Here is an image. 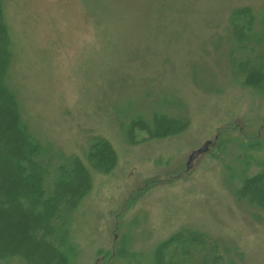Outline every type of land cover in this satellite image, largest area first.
I'll return each mask as SVG.
<instances>
[{
    "label": "rangeland",
    "instance_id": "374dc122",
    "mask_svg": "<svg viewBox=\"0 0 264 264\" xmlns=\"http://www.w3.org/2000/svg\"><path fill=\"white\" fill-rule=\"evenodd\" d=\"M2 1L25 121L53 163L87 169L65 236L42 234L65 253L16 249L37 264H264V204L249 198L264 176L242 191L264 170V74L248 83L236 64L255 33L264 54V0ZM93 142L111 153L91 160Z\"/></svg>",
    "mask_w": 264,
    "mask_h": 264
},
{
    "label": "trees",
    "instance_id": "16d2710c",
    "mask_svg": "<svg viewBox=\"0 0 264 264\" xmlns=\"http://www.w3.org/2000/svg\"><path fill=\"white\" fill-rule=\"evenodd\" d=\"M2 4L3 1L0 0V216H5L9 219L8 223L12 225L11 230L14 231V227L17 226L23 230L22 232H17V234L15 231V235H12L5 231L7 222L1 225L0 264H17L19 260L24 261L25 264H37V260L34 262V256H24L16 247L33 249L30 242L36 241L37 245H35L37 247L45 243L52 250V254L60 252L63 255L65 253V250L59 249L54 244V241L48 238V235L52 233L55 235L56 233V237H59L58 239L65 236L67 230L65 225L67 223L62 216V212H64L63 209L65 207L69 208V205H71L69 201L74 199L71 194L77 195V193H82V191L85 192L83 188L85 187L84 179L87 176V169L78 157L66 165L53 163L54 158L51 159L44 148L39 145V137L34 134L25 121L16 92L10 86L8 80V65L11 61L12 51L9 31L4 22ZM244 11L246 12V10ZM244 11H242V18L238 17V20L243 25V22H247L248 27L252 29L256 24L255 18L249 11L247 13ZM234 12V16H237V11ZM255 36L260 38L261 33H255L254 38L251 37L250 40H255L256 42ZM250 40L247 48L242 46L244 49L249 50L248 58L236 59L237 70L240 71V74H246L245 81L247 80L248 83L253 82L255 78L264 74V54L260 52L262 49L255 42L251 45ZM239 44L244 45L243 43ZM244 84L246 86L254 85L246 82ZM168 130H171V127ZM93 143L90 147L91 160H93L94 156L92 150L96 149L94 151L96 152L98 147L102 148L106 154L111 153V148L107 146V143L105 145L103 142L100 144L97 142ZM54 164H56L55 170L50 169ZM66 169L68 171L64 172ZM47 170L50 172V180L45 183L44 176L47 175ZM56 176L59 177L56 179ZM262 176H264V170L259 175L247 177L242 191L246 193L251 191L253 186L255 188L257 184L259 185L260 179L263 178ZM50 186L53 187V190L50 189ZM255 192L259 197L255 195V199L249 198L254 204V206H251L259 208L258 205L262 206L264 204V188L262 185L256 187ZM32 222L34 223L31 224ZM185 233L188 236V233ZM40 234L41 236L42 234L48 235L46 238L43 236L41 238ZM195 241L200 244H210V242L212 244V239L206 235L202 236V234L196 236ZM214 244L215 246L212 245L217 247L216 258L224 260L223 252L219 250L226 252L228 247H222L217 245V243ZM44 253L47 256L46 250ZM213 256L215 257V254ZM27 258H30L29 261ZM58 258L60 259L59 255ZM40 260L43 262L42 264H48L47 260ZM57 261L54 263H57ZM159 261L163 262L161 258ZM214 261L215 258H213L211 264H216ZM51 262L52 259L50 264H52ZM39 263L41 264V262ZM162 264L168 263L163 262Z\"/></svg>",
    "mask_w": 264,
    "mask_h": 264
},
{
    "label": "water",
    "instance_id": "95a60500",
    "mask_svg": "<svg viewBox=\"0 0 264 264\" xmlns=\"http://www.w3.org/2000/svg\"><path fill=\"white\" fill-rule=\"evenodd\" d=\"M210 141L206 142L202 147H200L199 149L193 151L190 155V159H189V162L188 164H193V161L194 159L199 155L201 154L202 152H205L207 150V146L209 144ZM189 167V166H188Z\"/></svg>",
    "mask_w": 264,
    "mask_h": 264
}]
</instances>
